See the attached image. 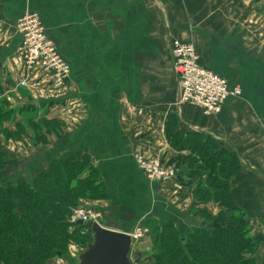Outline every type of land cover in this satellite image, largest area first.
I'll use <instances>...</instances> for the list:
<instances>
[{
  "label": "crops",
  "instance_id": "obj_1",
  "mask_svg": "<svg viewBox=\"0 0 264 264\" xmlns=\"http://www.w3.org/2000/svg\"><path fill=\"white\" fill-rule=\"evenodd\" d=\"M256 1L0 0V98L14 100L19 91L27 93L26 104L33 100L29 90L17 87V21L26 12L38 13L71 67L59 100H37L39 109L50 106L47 118L64 122L63 135L49 134L46 144L24 134L13 142L2 136L0 153L7 159L0 179L33 182L49 170L50 160L87 157L108 188V197L84 202L101 213L100 224L131 233L151 218L159 225L173 222L186 235L196 223L195 187L179 177L152 181L135 160L139 153L168 161L190 153L168 141L166 123L174 114L182 131L212 135L238 153L242 167L231 191L253 232L264 236V22L253 23ZM172 39L194 42L200 64L241 89L218 115L178 105ZM137 247L130 257L139 264ZM82 250L71 243L65 256L49 264H72ZM263 252L264 242L258 258Z\"/></svg>",
  "mask_w": 264,
  "mask_h": 264
},
{
  "label": "trees",
  "instance_id": "obj_2",
  "mask_svg": "<svg viewBox=\"0 0 264 264\" xmlns=\"http://www.w3.org/2000/svg\"><path fill=\"white\" fill-rule=\"evenodd\" d=\"M24 110L38 112L39 107L27 103ZM9 114L0 108V148L2 136L7 132L3 122ZM37 117L30 113L25 116L36 142L49 143V134L57 138L63 135L64 122L47 117L37 120ZM166 124L170 145L178 151L189 150V161L195 167L183 162V155L173 157L169 163L181 170L179 178L184 184L186 176L191 180L188 185L193 183L192 176H200L193 192L196 204L212 201L221 210L214 213L194 207L191 214L200 217V224L196 222L186 235L173 222L159 225L156 219H144L142 225L151 234V254L142 252L139 264H264V252L258 258L264 236L253 232L246 211L235 203L230 187V181L239 175L242 167L238 153L228 145L217 147L221 141L212 135L182 131L178 128L177 115H171ZM19 129L21 137V124ZM211 147L215 149L210 150ZM4 159L7 156L0 153V169ZM16 183L9 179L0 181L3 264H47L53 256H65L71 242L84 249L92 241L88 227L72 224L69 219L72 207L80 205L81 199L108 197L106 182L90 159L50 160L49 170L37 175L33 182ZM204 220L216 221L217 225L202 228Z\"/></svg>",
  "mask_w": 264,
  "mask_h": 264
},
{
  "label": "built area",
  "instance_id": "obj_3",
  "mask_svg": "<svg viewBox=\"0 0 264 264\" xmlns=\"http://www.w3.org/2000/svg\"><path fill=\"white\" fill-rule=\"evenodd\" d=\"M17 29L21 36L18 48L21 70L17 87L29 90L33 99L59 100L58 97L68 88L70 65L61 55L55 41L48 36L38 13L26 12L17 21ZM171 47L172 68L178 82V105L189 103L200 107L206 114L218 115L229 98L241 94V89L232 88L227 78L200 64L194 42L172 39ZM135 160L152 181L164 182L180 177L179 168L159 156L139 153ZM79 219L100 223L101 213L80 204L79 210L72 213L70 221L76 224ZM148 231L143 226L132 231L136 245L144 243Z\"/></svg>",
  "mask_w": 264,
  "mask_h": 264
},
{
  "label": "rangeland",
  "instance_id": "obj_4",
  "mask_svg": "<svg viewBox=\"0 0 264 264\" xmlns=\"http://www.w3.org/2000/svg\"><path fill=\"white\" fill-rule=\"evenodd\" d=\"M254 7L256 8V10H255L256 11V15H255V17L253 19V23H255V24L258 25V23L260 22V20H262L264 22V0H257L255 2V4H254ZM18 92L19 91L14 92V96H13V97H15L14 100H11V99H9L7 97L0 98V100H2L1 101L2 102V105H0V108L1 109H4L5 111L7 110L10 113L9 114V117L7 119L6 118L4 119V122H3L4 124L3 125H7L8 128H11V127L14 128V132H13L10 129H8V128L5 127L7 129V132H6L4 138L7 140V142H13L12 140H15L16 141V139L19 137L18 134L20 133L19 124H21V131H22V133L25 136L26 135L29 136V140H31V141L34 140L35 141V133H34V131H32L31 127H29L30 125L28 123H25V116L27 114H29V113L32 114V115H36L37 114L39 118L42 117V116H46L47 113H45V106H48V105H43L42 108H40L38 110V112H34V111H31V112L29 111L28 112L27 110H24L27 99H26V97H25L24 94L21 95V94H18ZM49 108H50V106H48V109ZM53 115L54 114H51L50 117H54ZM38 117H37V120H38ZM60 122H62V121H60ZM51 138H52V136L48 135V140H50ZM30 145H31V142H30V144H28V148H29ZM224 145L225 144L221 141V142H219V144L217 145V147L220 148L221 146H224ZM212 148L215 149L214 147H211L210 150ZM182 155H183V158H182L183 162H185V163L190 162L194 166L193 161H189L191 159L190 154L189 155L188 154L185 155L183 153ZM2 168H4L3 165H2ZM8 170H9L8 174L10 175V173H12L13 171L11 169H8ZM206 177L207 176H205L204 179H206ZM2 180L3 179H0V181H2ZM179 180H181V179H179ZM192 180H193V183H192V185L189 184V186L195 187L196 183L200 180V176L199 175L192 176ZM13 183L14 184H17L16 182H13ZM185 183L186 184L191 183V180H190V178L188 176L185 177ZM87 200H91V199H86V200L85 199L84 200L81 199L80 200V204H83ZM193 202H196L195 199H194V197H193ZM193 207H195V208L197 207L199 210H203V209H206L207 208L208 210H210L212 212H219L221 210V207L219 205H216V203H214L212 201H210L207 204H202V205H200V204H197L196 205L195 204V206H193ZM72 208L73 209H71V215H72V213L74 211L76 212V211L79 210V205H77L75 207L73 206ZM71 215H70V217H71ZM70 217H69V219H70ZM199 220H200V217L197 216V218H195V222H197L198 224H200ZM70 226H72V225H70ZM143 227L149 230V228H147L145 226H143ZM137 228H138V226H137ZM72 229L73 228L70 227V230H72ZM149 233H150V231H148V233H146L147 236H148V242H146V240H145L143 244L142 243L138 244L141 247H137L138 252L136 250V253L139 254L140 258H141V255L140 254H142V252H147V253H150L151 252L150 251L151 250V246H150V241H151L150 235L151 234H149ZM71 243H74V242H71ZM70 244H69V246H70ZM58 257H60V256H53V257H51L48 260V263L47 264H49L51 262L52 263L53 262L56 263L57 262V259L56 258H58ZM0 264H3V262L0 261Z\"/></svg>",
  "mask_w": 264,
  "mask_h": 264
},
{
  "label": "water",
  "instance_id": "obj_5",
  "mask_svg": "<svg viewBox=\"0 0 264 264\" xmlns=\"http://www.w3.org/2000/svg\"><path fill=\"white\" fill-rule=\"evenodd\" d=\"M30 105H37L38 101H31ZM76 224L85 225L92 233L93 239L73 259L72 264H137L130 255L134 245V238L130 232L119 231L106 227L99 221H83ZM217 225V222L202 221V228Z\"/></svg>",
  "mask_w": 264,
  "mask_h": 264
}]
</instances>
